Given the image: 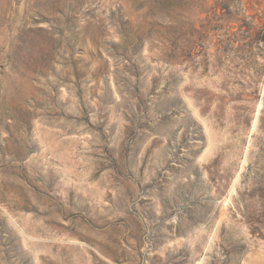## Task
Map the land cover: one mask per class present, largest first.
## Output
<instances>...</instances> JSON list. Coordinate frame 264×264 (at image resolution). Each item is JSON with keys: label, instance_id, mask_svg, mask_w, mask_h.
I'll return each mask as SVG.
<instances>
[{"label": "rangeland", "instance_id": "1", "mask_svg": "<svg viewBox=\"0 0 264 264\" xmlns=\"http://www.w3.org/2000/svg\"><path fill=\"white\" fill-rule=\"evenodd\" d=\"M0 264H264V0H0Z\"/></svg>", "mask_w": 264, "mask_h": 264}]
</instances>
